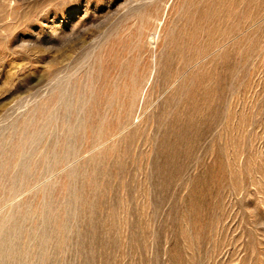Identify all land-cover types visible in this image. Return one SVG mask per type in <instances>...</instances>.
Segmentation results:
<instances>
[{
	"label": "rangeland",
	"instance_id": "374dc122",
	"mask_svg": "<svg viewBox=\"0 0 264 264\" xmlns=\"http://www.w3.org/2000/svg\"><path fill=\"white\" fill-rule=\"evenodd\" d=\"M0 264H264V0H0Z\"/></svg>",
	"mask_w": 264,
	"mask_h": 264
}]
</instances>
